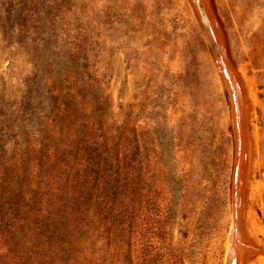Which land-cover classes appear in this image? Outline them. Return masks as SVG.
I'll use <instances>...</instances> for the list:
<instances>
[{
	"label": "rangeland",
	"instance_id": "374dc122",
	"mask_svg": "<svg viewBox=\"0 0 264 264\" xmlns=\"http://www.w3.org/2000/svg\"><path fill=\"white\" fill-rule=\"evenodd\" d=\"M0 264H264V0H0Z\"/></svg>",
	"mask_w": 264,
	"mask_h": 264
},
{
	"label": "water",
	"instance_id": "95a60500",
	"mask_svg": "<svg viewBox=\"0 0 264 264\" xmlns=\"http://www.w3.org/2000/svg\"><path fill=\"white\" fill-rule=\"evenodd\" d=\"M213 46H214V43L212 42ZM233 120H234V127H235V142H236V155H235V176H236V171H237V165H236V162L238 160V153H239V145H240V142H239V132H240V129H239V125H238V121H237V112H236V107H235V104L233 103Z\"/></svg>",
	"mask_w": 264,
	"mask_h": 264
},
{
	"label": "bare ground",
	"instance_id": "6f19581e",
	"mask_svg": "<svg viewBox=\"0 0 264 264\" xmlns=\"http://www.w3.org/2000/svg\"><path fill=\"white\" fill-rule=\"evenodd\" d=\"M210 37V36H209ZM210 40V39H209ZM215 40V39H214ZM217 43V42H216ZM241 127V126H240ZM241 134V133H240ZM240 138V148H239V153H238V160H237V166H238V169H237V177H238V175H239V168H241L240 167V164H241V152H242V138L241 137H239ZM244 147V146H243ZM244 150V149H243Z\"/></svg>",
	"mask_w": 264,
	"mask_h": 264
}]
</instances>
